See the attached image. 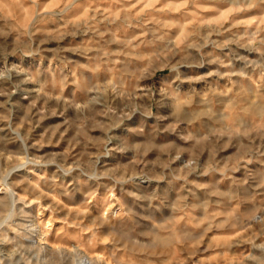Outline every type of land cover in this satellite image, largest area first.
<instances>
[{
	"label": "clouds",
	"instance_id": "9594fccd",
	"mask_svg": "<svg viewBox=\"0 0 264 264\" xmlns=\"http://www.w3.org/2000/svg\"><path fill=\"white\" fill-rule=\"evenodd\" d=\"M0 264H264V0H0Z\"/></svg>",
	"mask_w": 264,
	"mask_h": 264
}]
</instances>
